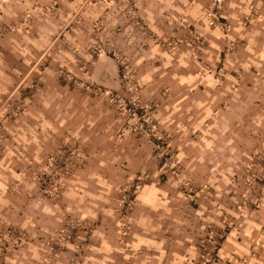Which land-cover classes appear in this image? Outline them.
Instances as JSON below:
<instances>
[{"label": "rangeland", "instance_id": "obj_1", "mask_svg": "<svg viewBox=\"0 0 264 264\" xmlns=\"http://www.w3.org/2000/svg\"><path fill=\"white\" fill-rule=\"evenodd\" d=\"M211 1L2 0L0 191L28 204L9 213L0 192V264H141L152 183L191 208L196 264L214 247L220 263L237 211L264 209V53L241 34L260 0L244 17ZM100 195L110 215L82 214Z\"/></svg>", "mask_w": 264, "mask_h": 264}, {"label": "crops", "instance_id": "obj_2", "mask_svg": "<svg viewBox=\"0 0 264 264\" xmlns=\"http://www.w3.org/2000/svg\"><path fill=\"white\" fill-rule=\"evenodd\" d=\"M1 3L2 0H0ZM259 4L262 10L261 15L254 20L248 29H243L241 34L243 39L248 43V52L255 51L254 45H256L258 46L256 52L264 53V0H260ZM231 6L235 7L236 12H241L242 17L250 12L249 0H235ZM233 17H236V15H233ZM187 81L184 80V83ZM50 112L52 113L50 114L51 117L58 116L57 110H50ZM215 116L212 122H217ZM49 126L52 130V125ZM44 128L49 129L46 125H44ZM136 142L139 143L138 141ZM141 145H143V148L153 149L149 143ZM227 148L229 155L233 147L228 144ZM139 150L140 147L135 144L134 154ZM209 163L212 164V161L210 160ZM210 175L211 178L214 177L212 173ZM105 179L104 177L101 180L104 181ZM0 192L2 193L1 205L9 213L13 212L14 214V212H17L16 209L19 211L22 205L27 203L28 193L21 189L18 191L19 195L17 196L18 207L14 210L8 209V206H11L9 197H16V193L9 191L6 193L5 190ZM74 192H72V198L76 195ZM105 197L104 195L96 197V200L101 199L100 204L91 202L90 206L92 210L90 212L80 210L81 213L98 216L97 212H107L110 215L111 210L105 208L107 207ZM75 199H78V197ZM82 199L87 204L86 199ZM139 200L140 202L134 215V261L141 264H196L197 253L189 245L193 238L188 234V223L190 222V218H192L193 212L190 207L188 208L184 205V197L175 190L162 187L159 183H152L144 188ZM94 205L98 208L96 209ZM31 206L36 207L35 203ZM100 206H103V208ZM59 208L66 209L61 203L57 207L52 208L51 213L57 215ZM70 210L75 209L72 208ZM236 213H238L236 217L240 219L238 221V225L240 226L234 229L223 242L219 254L221 259L219 264H244L241 262L243 259L248 260L245 264H264V238H261L264 237V232L261 233L262 235L259 232V229L264 226V209L251 214H243L241 211H237ZM24 217H21L20 214L18 215L20 225L21 223H26V218ZM257 244H260L262 248L254 249ZM254 250H257L256 254H253Z\"/></svg>", "mask_w": 264, "mask_h": 264}, {"label": "built area", "instance_id": "obj_3", "mask_svg": "<svg viewBox=\"0 0 264 264\" xmlns=\"http://www.w3.org/2000/svg\"><path fill=\"white\" fill-rule=\"evenodd\" d=\"M213 6H217V7H221L225 0H212L211 1ZM0 132H1V129H0ZM0 137H1V134H0ZM3 143V138H0V145ZM210 243H212L211 241H209ZM216 248L214 247V249L212 250V252H208V256H210V258L208 259V263L210 264H216L217 262V258H218V254H216ZM254 254V253H253ZM247 259H243L241 260V262H243L244 264L247 263Z\"/></svg>", "mask_w": 264, "mask_h": 264}]
</instances>
